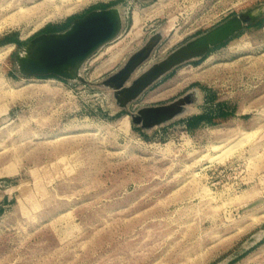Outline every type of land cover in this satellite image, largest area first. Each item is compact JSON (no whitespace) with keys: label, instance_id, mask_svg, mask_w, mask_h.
Here are the masks:
<instances>
[{"label":"rangeland","instance_id":"rangeland-1","mask_svg":"<svg viewBox=\"0 0 264 264\" xmlns=\"http://www.w3.org/2000/svg\"><path fill=\"white\" fill-rule=\"evenodd\" d=\"M118 7L81 81L17 70L37 37ZM246 13L127 109L97 87L156 34L125 87ZM192 92L166 124L131 120ZM0 264H264V0H0Z\"/></svg>","mask_w":264,"mask_h":264},{"label":"water","instance_id":"water-1","mask_svg":"<svg viewBox=\"0 0 264 264\" xmlns=\"http://www.w3.org/2000/svg\"><path fill=\"white\" fill-rule=\"evenodd\" d=\"M250 14H242L178 48L165 61L141 75L130 87H125L129 76L149 57L160 40L156 34L142 49L130 56L116 73L97 87L112 90L116 107L127 109L163 73L186 61L200 58L210 46L230 37L242 24L251 23L253 17H249ZM116 30L117 21L110 10L93 11L74 21L64 33L43 34L23 47L15 56L17 70L27 77L54 75L63 78L60 75L62 70L86 59L98 47L110 41ZM187 100L180 99L163 106L139 109L131 115V120L145 130L153 129L187 113Z\"/></svg>","mask_w":264,"mask_h":264},{"label":"bare ground","instance_id":"bare-ground-1","mask_svg":"<svg viewBox=\"0 0 264 264\" xmlns=\"http://www.w3.org/2000/svg\"><path fill=\"white\" fill-rule=\"evenodd\" d=\"M113 14H114V17H115V19H116V21H117V30H116V34H115V36L111 39V40H113L116 36H117V34H118V32H119V28H120V24H121V20H122V17H123V15H124V11H123V9L121 8V7H118V8H116V9H113V10H110ZM255 14V13H254ZM158 36H159V39L161 38V35L160 34H157ZM110 40V41H111ZM109 42V41H108ZM107 42V43H108ZM106 44V43H105ZM104 45V44H103ZM102 46V45H101ZM100 46V47H101ZM99 48V47H98ZM97 48V49H98ZM96 49V50H97ZM95 50V51H96ZM94 51V52H95ZM93 52V53H94ZM90 56V55H89ZM88 56V57H89ZM87 57V58H88ZM86 58V59H87ZM86 59H84V60H82V61H80V62H76L75 64H73L71 67H69V68H67L66 70H62L61 71V73H60V75L61 76H63V77H65V78H67V80H74V81H81L82 79H83V77H82V65H83V63H84V61L86 60ZM197 99H198V96H197V92H192V93H190L189 94V96H188V100H187V102L189 103L188 104V107H186V111L187 112H189V111H193V108H191V106L189 107V105H194L196 102H197ZM191 113V112H190ZM184 114H186V113H184Z\"/></svg>","mask_w":264,"mask_h":264},{"label":"crops","instance_id":"crops-1","mask_svg":"<svg viewBox=\"0 0 264 264\" xmlns=\"http://www.w3.org/2000/svg\"><path fill=\"white\" fill-rule=\"evenodd\" d=\"M60 27H56L55 29L58 30ZM47 34H58L56 33L55 31H52V32H48Z\"/></svg>","mask_w":264,"mask_h":264},{"label":"trees","instance_id":"trees-1","mask_svg":"<svg viewBox=\"0 0 264 264\" xmlns=\"http://www.w3.org/2000/svg\"><path fill=\"white\" fill-rule=\"evenodd\" d=\"M219 121H223V119H220Z\"/></svg>","mask_w":264,"mask_h":264}]
</instances>
